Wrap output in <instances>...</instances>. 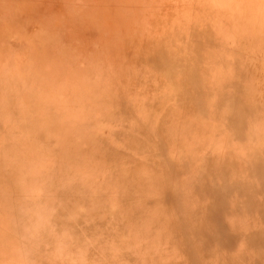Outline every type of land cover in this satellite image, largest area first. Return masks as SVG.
<instances>
[{"label":"rangeland","instance_id":"rangeland-1","mask_svg":"<svg viewBox=\"0 0 264 264\" xmlns=\"http://www.w3.org/2000/svg\"><path fill=\"white\" fill-rule=\"evenodd\" d=\"M244 1L207 0L204 6H198L192 0H0V71L2 70L0 77L19 76L20 68L30 67L34 63V51L42 43L49 45L57 42L59 49L66 53V58H69L70 66L63 63L52 67L50 76L39 80V84L41 86L44 84L46 89V83L49 82L50 88L46 94L45 89L34 93V98L28 99L29 107L38 109L45 104L49 108V117L52 116L54 120L70 121L71 113L76 116L71 118L86 117L94 123L95 118L107 112L104 105L95 103L87 93L97 85L94 79L101 78L100 71L94 67H117L125 70L131 65L129 59L140 58V55H146L149 59L160 58L168 63L179 62L180 68L177 73L189 75L196 84L195 88L206 92L211 88L208 80L213 79L218 65L223 60L228 65L231 64L229 57H235L231 53H237L236 57L247 59V55L253 52L256 56L249 59V67L258 102L257 112L264 124V40L257 34L243 33L240 27L241 22L245 27L249 22L253 25H264V8H259L260 11L257 12V5L263 4L264 0H247L248 2L243 4ZM227 5H231L232 8L244 5V12L246 11V15L249 14V18H243L239 22L226 20L228 21L226 23L223 14L234 11L229 7L231 10L224 13L226 8L222 7ZM211 10L221 15L220 23L209 16ZM214 28L216 31L211 33L210 30ZM196 59L201 62L200 67L192 65L191 62ZM152 62L153 60H150V63ZM169 66L170 68L166 69L167 67L161 63L155 68V77L161 81V85H165L166 79L171 77L170 74L173 72L170 69L175 71V68ZM84 76L90 79L84 80ZM59 77L64 79L59 80ZM20 80L16 82L19 83ZM30 81L31 77H26L23 85L29 84ZM107 81V78H102L100 85L108 86ZM163 88V86L158 89L133 87L131 90L127 85L118 86L112 97L122 98L124 105L113 113L110 122L104 124L106 120L100 123L96 127V132L107 135L109 132L124 130L135 131L140 135L143 130L149 128L150 123L155 122L158 113L149 120L146 119L147 123L141 117V113H134L133 108L138 107L140 111L153 110L157 103L165 99L161 97L163 94L159 95ZM11 91V88L0 82V264H164L158 250L162 248V244L157 248L154 242L148 240L155 235L161 236L163 242H168L172 238L183 241L187 251H190L188 253L193 254L191 264H250L245 260L242 263L233 262L237 257L245 258L249 253H252L251 255L255 253L248 252L240 246L238 240L243 243L247 236H252L264 227L255 226L250 229L243 226L242 230L235 232L230 224L225 223L215 225L216 231L202 230L197 222L201 218L197 221L193 218L192 208L195 206L191 201L194 200H190L183 190L175 189L171 182H166L151 164H148L150 166L146 180L157 189L152 186L153 190L149 189L148 192H142L139 187L133 190L132 196L137 198L139 202L137 204L144 206L142 208L144 210H140L138 214L146 217L151 214V210L161 211L163 198L167 196L177 200L171 211H162L156 215L153 225L149 227L136 225L125 216L127 213L123 215L122 204L104 202L107 194H104L105 189L101 186L105 184L110 168L113 170L122 168L120 163L122 160L115 162L113 167L99 168L96 173L87 172L79 175V180L86 181L89 188L97 187L95 190L98 197L92 199L91 194H88L87 199L81 190H77L73 195L81 196L79 201L76 202L74 196H70L75 207L63 208L61 200L53 190L47 188L43 177L42 180H38L40 176L36 177L35 174H33L35 178L27 176L29 174L24 170L25 166L21 159L24 143L45 138L41 142L43 148H52L54 144L45 136L39 138L33 131L21 138L18 143L10 139V135L18 129L17 127L11 129L12 116L8 114V106L12 101L3 98ZM71 94H74L78 101L68 113L64 100L66 96L72 100ZM226 101L227 99L221 101L219 105H226ZM203 102L206 103V100ZM247 106L248 104H243V108ZM166 108L167 106L162 104L159 112H165ZM118 114H121L118 117L120 120H115ZM23 116L20 115L19 118L23 119ZM244 116V119L235 118L232 133L241 132L247 139L264 145V136L258 138L255 134L257 125L246 127V123L251 122V119L246 114ZM242 123L244 127L239 130L238 125ZM208 126L209 132L202 137V143H199L205 149L218 140L217 126L214 124ZM64 129L66 128L55 129L49 126L47 133L58 135ZM122 140L126 139H120L119 146L126 154L160 161L161 167L170 168L168 172L170 175H178L183 171L179 168V163L184 158V148H178L172 153H161L156 137L149 140L137 137L135 144ZM74 150L83 158L84 164L95 162L96 156L89 148ZM215 152L222 156V159L234 153L233 146L224 143L218 146ZM89 156H93L90 161L86 159ZM54 157H57L55 160L59 162V157L57 155ZM240 162L245 166V160ZM210 168L205 161L198 162L186 167L184 174L208 172ZM223 171L226 172V169ZM251 173H259V169H253ZM230 176H233L230 180L226 178L228 185L230 181L238 184L242 181L241 174ZM15 177H18L17 181H14ZM68 182L74 184V181ZM11 183L15 184L16 189H20V193L24 190L18 201L16 197L12 198L13 193L9 188ZM158 186H162V190H158ZM243 187L248 188L251 185L244 183ZM117 193V190H112L108 194ZM11 200L12 204H15L9 212L7 203ZM188 200L189 207L181 209L180 205L187 203ZM83 204L86 206L81 207ZM224 209L219 210L218 214H222ZM250 212V216L245 215V219L263 217L264 201L257 203ZM54 213L57 215L48 224L46 217L51 218ZM171 219L175 222L173 223ZM5 221L11 227L10 232ZM232 221L230 220L231 225ZM231 229L233 234H228V230ZM217 236H224L229 246L234 245L236 241L238 245H234L232 252L227 254L225 250L217 247L218 242L212 241ZM206 238L211 239L209 246L202 251H193L191 243L201 249L200 240ZM172 246V256L174 254L183 256L180 248L173 244ZM258 253L260 260L257 261L255 257ZM251 257L257 263L264 264V248L261 250L258 248L255 256ZM184 262L183 259L181 264H185Z\"/></svg>","mask_w":264,"mask_h":264},{"label":"bare ground","instance_id":"bare-ground-1","mask_svg":"<svg viewBox=\"0 0 264 264\" xmlns=\"http://www.w3.org/2000/svg\"><path fill=\"white\" fill-rule=\"evenodd\" d=\"M193 1L198 6H204L207 2V0ZM247 2L245 0L242 3L245 4ZM229 7L231 5L222 7L224 9L226 8L224 13L231 10ZM259 8H264V2L263 4L257 5V12L260 11ZM232 9L234 10L232 13L223 14L226 23L230 20L239 22L243 18H249V14L246 15V11L244 12V5H239L237 8L233 7ZM236 10L239 12H236ZM209 16L213 17L219 23L221 22V15L217 11L211 10ZM232 23L234 24V22ZM240 27L243 29V33H254L264 40V25H253L252 22H249L247 27H245L241 22ZM210 31L214 33L216 28ZM232 32L234 31L232 30ZM35 51L33 55L34 63L30 67L20 68L19 76L4 75L0 77V82L4 86L12 89L3 100L12 101L11 105L8 106V114L12 116L11 129L12 127H17L18 129L17 132L10 135L11 140L13 139L14 142L18 143L21 138L29 135L33 131L39 138L45 136L48 141L54 144L52 148H43L41 142L45 138H42L40 141L36 140L35 142L24 143L22 145L21 159L25 166L24 170L29 174L27 176L29 178H35L33 175L35 174L36 177L40 176L38 180H42L43 177L47 188L53 190L59 200H61L63 208L75 207L70 196L75 194L77 190H81L84 196L91 194L92 199L98 197V192L95 190L97 187L89 188L86 181L79 180V175L87 172L96 173L99 168L113 167L115 162L122 160L120 162L122 163V168L120 170L110 168V174L105 184L101 186L105 189L104 194H107L104 202L109 201L110 204H122L124 208L123 215L127 213L125 216L128 217L130 222H134L136 225L141 224L146 227L153 225L156 220L155 217L159 212L171 211L177 203V200H173L172 196H167L163 198L164 203L160 207L161 211L153 212L151 210V214L146 217L138 214V212H141L140 210H144L142 209L144 206L137 204L139 203L137 198L132 196L133 190L139 187L142 192H148L149 189H152V186L155 190L157 189L155 185L150 184L149 180H146L148 177V166H150L148 164H151V167L156 168V173L162 175V178L166 182H171L175 189L183 190L188 194L190 200H194L191 201L194 202L195 206L192 208L193 218H195L194 221L201 218L197 222L200 224L202 230L206 232L216 231L214 229L215 225L225 223L230 224L235 232H239L240 229L242 230L243 226H247L250 229L255 226L264 227V215L263 217L259 216L258 219H245V215L250 216V211L253 207L257 206V203L264 201V145H259L257 141L247 139L241 132L232 133L235 118L244 119V115L246 114L252 122L246 123V127L256 124V136L258 138L264 136V124L262 123V117L257 112L259 109L256 106L258 102L256 100L255 90L253 89L251 68L249 67V59L256 56L255 53L250 52L247 55V59L236 57L238 55L237 53H231L232 56H235L229 57L231 64L228 65L223 60L218 65L217 69H215L216 72L213 79L208 80L209 87L211 88L206 92L195 88L196 84H194L195 82L192 81L189 75L177 73V70L179 71L180 68L179 62L168 63L163 62V59L160 58L149 59L146 55H140V58H130L129 63L131 65L127 66L125 70H120L117 67H94L100 71L101 78L98 80L94 79L97 85L93 89H89L87 93L95 103L104 105L107 112L95 118L93 123L91 119L88 120L86 117L81 119L71 118L73 116L70 113L72 111L71 107L78 101L74 94H71L72 100L68 96L64 100V106L67 112L70 113V121L63 119L54 120L52 116L49 117V108L45 104L38 109H30L29 101L34 98L33 94L41 92L43 89L46 90V94L48 88H50L49 82L46 83V89L44 88V84L43 86L39 84V80L46 76L49 77L52 67L63 63L70 66L71 63L69 58H66V53L59 49L57 42L49 45L42 43ZM150 60H153V62L150 63ZM161 63L167 67L166 69L170 68L169 65L175 68V71L170 69L173 73L170 74V78L166 79L165 85H161V81L155 77V68H158ZM191 63L193 66L200 67L201 65V62L197 59ZM26 77H31V81L29 84L23 85ZM102 78H107L108 86L100 85L102 84ZM19 79L21 80L17 83L16 81ZM60 79L64 78L59 77ZM89 79L90 77L87 78L84 76V80ZM126 85L131 90H133V87L147 89L153 87L158 89L163 86L164 88L159 92V95L163 94L161 97L165 99L157 103L158 105L153 110L140 111L138 107L133 108L134 113H141V117L145 120H149L150 117L152 118L157 113L158 117L140 135L136 134L135 131L128 132L124 130L109 132L107 135L105 133L103 135L98 134L96 127L106 120L104 124L110 122L115 112L124 105V100L122 98L114 99L112 93L118 86ZM218 87L221 88L218 89ZM226 99L227 104L220 106L221 101H225ZM204 100H206V103L203 102ZM208 100L212 102L209 103ZM6 103L8 105L10 104L9 102ZM162 104L167 106V110L160 113L159 107ZM243 104H248V106L243 108ZM125 105H127L126 102ZM194 108H196L195 111ZM20 115H24V118H19ZM119 116L121 114L116 115L115 120H120L118 118ZM147 120L146 122L148 123ZM207 122L208 124L217 126L218 131H216V134H218V140L214 144H210L208 149H205L199 143H202V137L210 130ZM49 126L55 129L58 127H64L66 129L62 130L61 134L55 135L51 132L47 133ZM238 127L240 128L239 130H242L244 123L238 125ZM137 137L146 140L156 137L159 142L158 150L161 153H172L176 152L178 148H184V158L179 163V168L183 171L178 175H170L168 174L170 168L166 166L161 167L160 161H154L149 158H137L133 155L126 154L119 146V140L126 139L128 142L130 141L132 144H135ZM223 143L232 145L234 153L222 159V156L216 154L215 150ZM83 147L89 148L90 152L96 156L93 164H84L83 158L75 153L76 151L74 149L80 151L83 150ZM55 155L59 157V162H56L55 159L57 157H54ZM92 157L89 156L86 159L90 161L93 159ZM243 160L246 161L245 166L240 162ZM204 161L211 167L208 172L184 174L186 167H191L198 162ZM223 169H226V172ZM253 169H259V173H251ZM150 172L152 173L151 169ZM232 174H241L242 181L239 184L230 181L228 185L226 178L230 180L234 176H230ZM20 178L22 179L21 176ZM17 180L18 177H15L14 181ZM68 181H74V184ZM244 183L250 184L251 187H243ZM9 188L13 193L12 198L15 199L16 197L18 201L24 190H21L20 193V189H16L15 184L12 183ZM112 190H117L118 193L108 194ZM158 190H162V186H158ZM213 195H216V197ZM150 196L156 198L154 195ZM80 199L81 196H74L76 202ZM87 199L89 198L87 197ZM12 201L7 203L9 205L7 211L9 212L15 204L14 202L12 204ZM188 205H190L189 200L187 203L181 204L180 208L184 210L185 207H189ZM85 206L84 204L81 205V207ZM222 209H224L222 214H218V211ZM56 215L54 213L51 215V218L46 217L48 224L54 220ZM27 217L29 218L28 215ZM230 220H233L232 225ZM171 221L173 223L175 222L174 219H171ZM5 223L10 232V225L7 221ZM161 230L163 231V229ZM228 234H233L232 229L228 230ZM185 236L188 239L187 235ZM228 237L233 238L231 236ZM160 238L161 236L155 235L154 238H149L148 240L154 242L157 248L162 244V248L158 250L160 251V257L164 261V264H181L183 259L185 260V264H191L193 254L188 253L190 251H187L183 241L172 238L168 242H163ZM212 241L218 242L217 247L225 250L227 254L232 252L233 246L238 245L236 243L239 241L240 246L244 247L248 252L255 253L253 255L249 253L245 258L243 256L237 257L238 259L236 258L237 260L235 259L233 262L238 261L242 263L245 260L250 264H259L251 256H255L258 248L260 250L264 248V229L256 231L252 236H247L243 243L238 240L231 246L228 245V240L224 236L214 237ZM210 242L211 239L209 238H206V240L202 239V241L200 240L201 249H199L198 245L195 246L192 243L191 248L193 251H202L205 247L209 246ZM172 244L181 249L183 256L180 254L171 255ZM214 256L215 254H213ZM255 258H257V261L260 260V253Z\"/></svg>","mask_w":264,"mask_h":264}]
</instances>
